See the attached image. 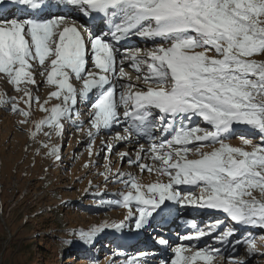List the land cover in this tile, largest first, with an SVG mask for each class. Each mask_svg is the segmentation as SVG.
I'll return each mask as SVG.
<instances>
[{"label":"snow or ice","instance_id":"6c2138e0","mask_svg":"<svg viewBox=\"0 0 264 264\" xmlns=\"http://www.w3.org/2000/svg\"><path fill=\"white\" fill-rule=\"evenodd\" d=\"M8 2L32 12L44 7L41 0ZM3 3L0 0V6ZM65 3L84 18H99L101 34L93 35L85 27V37L77 22L66 15L0 17V74L14 91L23 93L20 100L25 107H18L16 97L3 95L0 104L10 105L11 112L24 118L21 123L27 121L32 103L38 101L29 87L36 86L34 66L38 65L44 83L55 90L40 104L46 115L33 122L30 136L44 127L51 130L46 136L52 131L60 136L62 121L78 115L80 102L89 105L90 139L121 123L124 131L116 134V141L158 131V142L150 143L147 150L141 145L136 160L128 163L137 164L141 173L166 177V181L143 184L134 176L116 173V182L125 190L109 201L127 209L124 219L133 221L137 230L148 225L166 202L217 210L237 225L264 229V201L253 195L259 192L264 197V61L254 59L264 54V0ZM133 37L150 41L152 46L123 51L118 47ZM125 62L146 87L127 82ZM53 99L58 103L45 107ZM194 119L207 127L192 125ZM234 126L259 133L261 142L253 144L251 138L241 135L242 146H231L227 140ZM91 147L89 144L90 155ZM107 150L110 153L112 145ZM58 152V148L49 149L57 160ZM119 155L123 160L126 153ZM143 158L152 163L141 162ZM220 225L216 221L212 231H205L192 223L190 227L198 230L183 239L213 235ZM101 227L123 228L124 223ZM99 230L94 227L77 235L90 243ZM233 235L234 229H229L216 239L224 243ZM160 243L167 241L161 239ZM245 243L249 254L256 251L254 240L236 241ZM218 253L219 249L192 251L191 246H180L171 264H214ZM127 264L138 261L130 258ZM232 264L243 262L233 258Z\"/></svg>","mask_w":264,"mask_h":264},{"label":"rangeland","instance_id":"374dc122","mask_svg":"<svg viewBox=\"0 0 264 264\" xmlns=\"http://www.w3.org/2000/svg\"><path fill=\"white\" fill-rule=\"evenodd\" d=\"M254 59L264 61V54L257 55ZM124 66L128 67L124 68L125 72L135 76L136 80L137 73L131 70L129 62ZM34 68L36 86L29 87L33 95L38 97V101L32 103L31 115L27 121L21 123L24 118L11 112L10 105L0 104V202L2 204L0 205V264H87L91 261L94 263L88 264H127L130 258H136L138 264H157L155 258L136 257L139 255L133 250H121L122 244H119L112 234L117 232L131 235L137 232V229L133 221H125L127 209L112 205L109 201L118 199V193L125 190L123 184L116 182V173H123L125 177L134 176L143 184L156 182L157 179L166 181V177H157L156 174L148 172L141 173L137 164L128 163V160H136L141 145L147 150L150 143L158 142L159 132L152 131L147 138H144L146 140L142 139L143 141L137 139L133 143L132 139L128 146L118 145L119 141L114 137L107 139L106 135L99 133L90 139L87 135L90 129L89 107L81 105V110L85 109V111L83 115H79L81 112L78 111L80 106L78 103L76 106L78 115L62 121L60 136L55 135L54 131L50 136H46L45 133L51 131L47 127L38 131L35 136H30L33 122L46 115L40 110V104L44 103L48 99V94L55 90L44 83L45 78L39 74V66L35 65ZM137 82L139 85H135L146 87L141 81L137 80ZM73 83L77 87L80 86L74 79ZM0 95L9 99L16 97L20 101L18 107H25L20 100L23 93L14 91L2 74H0ZM55 103L58 101L53 99L45 104V107ZM201 126L207 127L203 124ZM234 128L235 131L229 134L227 140L231 146H242L239 139L241 135L251 138L253 144L261 142L259 133L245 126L240 127L244 133L239 131L238 126ZM118 131L123 134L124 130ZM89 144L92 146L91 155ZM108 145H112L110 153L107 150ZM53 147L59 149V160L55 158V154L49 155V149ZM244 147L245 150L251 151L250 147ZM210 150V148H202L205 152ZM121 152L126 153L123 160L119 155ZM140 154L143 156V153ZM141 162L152 163L147 158H143ZM183 190L196 191L192 188ZM253 195L258 200L264 201V197L259 192H254ZM172 205L177 211L187 214H193L197 210L196 207ZM219 217L211 219V215L204 218L209 221L217 220L216 218ZM204 218L201 219L205 220ZM121 222L124 223L123 228L101 227ZM202 225L204 224L198 225L199 230L213 229L208 230ZM94 227L100 228L97 233H102L103 236L93 238L90 243L82 242L78 236L70 235ZM229 229H234V235L230 240L224 243L217 242L216 236ZM142 232L150 235V231L146 228H143ZM250 239L256 244V251L252 254L247 252L246 243L236 244L237 240L246 242ZM197 244L198 249L192 247ZM98 245L100 249L95 251L96 255L93 256L91 252ZM179 245L186 247L191 245L192 251L204 248L219 249L214 264H232L233 258L242 261L243 264H264V229L257 227L241 233L234 225L221 222L213 235ZM173 258L174 255H170L166 263L159 264H171Z\"/></svg>","mask_w":264,"mask_h":264},{"label":"bare ground","instance_id":"6f19581e","mask_svg":"<svg viewBox=\"0 0 264 264\" xmlns=\"http://www.w3.org/2000/svg\"><path fill=\"white\" fill-rule=\"evenodd\" d=\"M63 2H65V0H63ZM66 8H67V10L69 9V6H66ZM66 10V11H67ZM67 15V17H69L70 19L71 18H74V16L76 17V16H78V19H79V14L77 13V15H72V13L70 12V11H67V13H66ZM151 43L152 42H150V41H137V42H135L134 44L136 45V44H138V45H140V46H137V47H134V48H132V49H135V48H140L141 50H143V49H146V48H148V47H151L152 45H151ZM126 64H128V62H125L124 63V65H126ZM89 65V64H88ZM124 68H128V67H125L124 66ZM134 73H136L133 69H131ZM126 74H127V72H125ZM134 77L135 76H130L129 74H127V82L128 83H132V84H138V82H137V79L135 80L134 79ZM139 85V84H138ZM118 91H119V89H118ZM195 122V121H194ZM124 127H125V125L122 123V124H120V125H114L111 129H107V130H101V132H99V134H103V135H106L108 138L107 139H110L111 137H115L116 136V134L117 133H120V134H122V132H120V131H118L119 129H123L124 130ZM99 134H97V135H99ZM145 137H143V135H138L137 137H133L132 139H133V143L137 140V139H139V140H142V139H144ZM131 139V140H132ZM131 140L130 141H123V142H121V141H119L118 142V145H121V144H126V146H128L127 144L128 143H131ZM144 140H146V139H144ZM140 142V141H139ZM136 144V143H135ZM123 147V146H122ZM115 148H116V146H115ZM114 148V149H115ZM167 203V202H166ZM209 216H211V215H209ZM213 218V217H212ZM209 222H212V221H209ZM209 224V223H208ZM172 225L174 226V224L172 223ZM214 225V224H213ZM157 230V229H156ZM155 229H153V232H155L156 231ZM158 238H161V237H158ZM198 244L197 245H195V246H193L195 249H198ZM159 248H160V246H158ZM175 247V246H174ZM177 248V247H176ZM145 252V251H144ZM145 255V254H144Z\"/></svg>","mask_w":264,"mask_h":264},{"label":"trees","instance_id":"16d2710c","mask_svg":"<svg viewBox=\"0 0 264 264\" xmlns=\"http://www.w3.org/2000/svg\"><path fill=\"white\" fill-rule=\"evenodd\" d=\"M0 205H2L1 202H0ZM77 234H78V233H74V234H70V235L78 236ZM54 264H56V263H54Z\"/></svg>","mask_w":264,"mask_h":264}]
</instances>
